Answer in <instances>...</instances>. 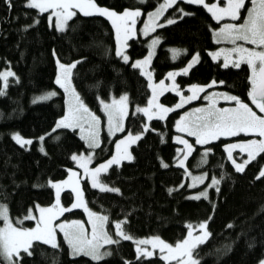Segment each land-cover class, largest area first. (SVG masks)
Instances as JSON below:
<instances>
[{"label": "trees", "instance_id": "obj_1", "mask_svg": "<svg viewBox=\"0 0 264 264\" xmlns=\"http://www.w3.org/2000/svg\"><path fill=\"white\" fill-rule=\"evenodd\" d=\"M93 1L116 11L137 8L144 15L162 0ZM248 3L245 0L242 10ZM26 5L25 0H0V73L14 74L7 78L6 88L0 80V89L4 90V95H0V202L7 207L12 221L16 223L37 203L50 204L54 191L49 181L63 178L67 169L74 167L73 155L88 149L76 128L54 126L65 110L64 92L55 83L56 63L79 61L72 70L71 82L80 100L102 115L100 100L126 93L129 110L123 131L117 135L142 132L141 138L131 145V159L111 165L100 174V180L118 192L101 191L85 177L81 179L87 206L106 214L107 229L112 232L114 222L120 220L123 230L133 237L155 235L175 243L184 237L188 225L206 221L209 238L194 253L199 264H255L263 258L264 177H257L264 164V153L256 155L238 172L223 147L229 137L196 145L188 157L189 166L206 169L209 176L217 177L219 184L209 188L207 198L194 199L188 195L194 188L187 185L183 169L174 163L177 143L172 138L173 123L183 107L169 111L163 119L152 118L147 131L144 115L136 110L147 102L150 91L147 78L132 67V60L147 53L152 37L159 39L150 62L155 79L184 66L197 54L198 60L188 72L176 75L179 86L215 81L214 87L232 93L242 102L251 101L247 64L225 67L221 58L213 59L217 44L212 28L218 22L211 13L203 5L177 0L158 19L163 27L146 35L135 28L137 36L126 42V63L116 54L115 29L106 16L76 11L61 31L50 22L49 11L41 13ZM168 19L176 22L168 24ZM173 49L179 52L175 58ZM216 53L227 55L228 61L232 59L220 50ZM47 90H54L55 95L33 103ZM161 99L172 103L177 94L166 91ZM14 133L29 137L32 143L21 146L13 139ZM115 137L116 134L109 136L104 130L100 133L97 159L112 153ZM61 198L65 204L71 202V191L64 189ZM61 216L85 218V213L81 208H73ZM33 222L26 219L21 224ZM114 240L119 243L104 245L110 255L99 261L83 254L73 255L64 241L56 248L42 241L33 242L29 249L32 254L21 250L16 259L19 264L163 263L158 255L138 256L132 239ZM0 264L5 263L0 259Z\"/></svg>", "mask_w": 264, "mask_h": 264}, {"label": "snow or ice", "instance_id": "obj_2", "mask_svg": "<svg viewBox=\"0 0 264 264\" xmlns=\"http://www.w3.org/2000/svg\"><path fill=\"white\" fill-rule=\"evenodd\" d=\"M10 2V0H9ZM190 4H199L203 5L208 12H210L214 19L220 20L224 16H228L233 20L238 19L240 10L245 7V0H227L225 7H219L217 3H213L209 6L205 3V0H186ZM252 7L248 9V15L244 19L242 24H225L218 32L215 33V36L218 40H229L233 44H236L237 41H244L246 43L256 45L260 50L256 48H246L243 45H238L231 49V52H235L238 55V59L233 61V66L239 68L241 62L247 63L251 69V76L249 77L251 82V90L248 93L249 98L252 103L259 109L261 113H264V0H251ZM177 0H165L164 4H161L155 13H149L150 24H146V28L152 27V24L159 19L166 8L171 7L176 4ZM27 7L36 8L41 13L52 9V15L56 18V27L58 30L63 31L66 25V22L70 20L76 12L74 9H79L83 12L84 15H92L93 13L106 16L113 22V26L116 28L117 32V52L118 56H123L124 61L127 63L129 58L126 55H123V47L126 46L124 41L132 35V28L129 25V21L132 24L135 23V17L140 15V12L125 10L122 14H117L114 11H110L106 8H99L93 2V0H28ZM183 12V10H180ZM183 15H190V13H183ZM119 22V23H118ZM176 21L173 19H168V24H173ZM156 27H163V24H156ZM123 28L124 37L121 39V29ZM154 31L155 29L152 28ZM146 34V33H145ZM159 39H154L152 45L158 44ZM223 51V50H221ZM173 58L179 55L178 50L173 49ZM213 59H216L220 53H214ZM152 56V52H149L148 57L143 61H137L132 64L133 68L142 67V65L147 64ZM198 56H194L189 65L183 69V72L186 74L188 70L197 62ZM225 67H228V57L225 56ZM58 63V74L56 78V83L60 87L64 88L65 91H68L70 86V77L72 70L76 67V63L71 65H64ZM142 74H144L142 72ZM179 73H168V78H173ZM14 74L11 71L0 73V80L4 81V87H7V78L13 76ZM149 80H151V74L147 73ZM215 83V81L213 82ZM152 85L150 84V87ZM164 86V81H160V87ZM176 86L173 85V88ZM203 91V88H198L193 86V96L188 97V99H195L196 92ZM0 95H4V90L0 89ZM55 93H47L41 95L33 100V103L37 101L48 100ZM73 95L77 101V106L70 108L69 112L57 122L56 127H80L81 131L84 130L81 121H86L88 123L89 136L87 137L90 147H98V117L93 115L88 108L80 101L78 95L73 91ZM206 99L208 97H205ZM225 99L235 101V108H225L217 109L215 108L214 102L211 103L210 107L207 109H196L197 113L201 115L197 116L195 120L187 119L186 117H181V120L177 122V127L179 131H187L189 135L196 137V142L198 144H205L208 142L209 138H216L218 135L226 136H236L238 133H254L257 134L262 139L252 140L242 144H231L226 146L228 151V159L232 160L235 165L236 171L242 172L244 170L245 164L250 160L255 159L256 155L264 153V117L258 116L246 103H243L238 97L225 95ZM156 99L155 89H153V98L149 101V107L140 109L138 112H143L148 119L151 120L152 114L150 113V108L153 106V102ZM127 96L123 95L119 100H113L111 104H106L101 101L104 111L107 113L108 122H109V131H122L123 130V119L127 115ZM182 102L184 98L182 97ZM176 107H181L180 104ZM155 108L159 110L158 118L163 119L164 114L172 111V109L165 108L161 105L156 104ZM147 126H145V131H147ZM141 135L138 134L133 137L131 134L126 138L128 142L134 143L136 140H139ZM13 139L21 146L26 144H31V140L22 139L19 134H14ZM41 140L43 137L40 138ZM179 139V138H178ZM180 143L184 144L189 151L191 150V145L188 144L186 140H179ZM125 141H120L117 144V148H120L121 144H124ZM239 148L241 152H247L249 160L245 161L244 164H237L233 160L232 149ZM187 155V153H185ZM206 155V153H205ZM73 160H78L74 155ZM121 159L120 156H113L112 159L108 160L106 163L99 165L94 170H89L87 163L91 160V156L87 158H79L80 166L85 169V172L88 173L91 177L92 187L100 188L101 191H116L118 189L107 188L105 185L100 183L98 177L101 173L106 172L111 165L119 163ZM127 159H131V156H127ZM164 167L168 165L164 164ZM180 166L183 167V161H180ZM76 176V173H70L69 180H66L61 183L52 184V187L56 189V203L49 208H39L41 213L40 220L38 221L37 227L34 229H19L14 227L12 223L9 222L7 215V207L0 205V218L5 222V227L0 228V257H3L7 264H17V261L14 260L15 257H19L21 249L23 252L31 255L30 248L33 242L42 241L45 244H50L53 248H56L54 230L51 227V221L56 218L58 213L64 211H69L70 209H65L60 207L59 196L62 185L73 184L77 182L72 178ZM264 177V170L261 171L260 176ZM197 180L200 178L197 177ZM51 183V182H50ZM219 180L214 179L213 185H218ZM213 185H210L213 186ZM73 191L76 192L77 203L72 205L73 208L81 207L83 204L82 193L77 187H73ZM169 191H172L171 189ZM200 196L207 197V192L200 193L199 196L193 197L194 199H199ZM85 211L88 212L87 207ZM31 212V210H30ZM90 223L92 224V238L88 239L84 233L83 227L77 222L71 230H67V225H58L64 231L65 238L72 249L73 255L83 254L85 256L91 257L95 261L103 259L105 256L110 255L108 252H101L100 249L103 245L99 242L103 240L104 244H113L119 243V240L112 239L107 232L104 231V224L108 220L107 216L97 215L96 213L89 212ZM32 218L31 215L26 217V219ZM123 221L116 224L117 236L122 237L123 239H131L126 235L122 229L121 224ZM231 227V225H229ZM199 228L202 230L200 235H193L192 231H189L188 237L185 238L182 242H177L175 246L165 243L163 240H160L158 237L154 240H144L139 241V244L153 243V246H159L160 251L164 253L167 252V255L162 258L166 261H176V264H199V262L194 258L195 249L199 245L204 244L208 238L209 233L205 230L206 224L201 223ZM142 250L138 247L137 252L140 253ZM144 255H151V253L144 251ZM264 264V260L260 262Z\"/></svg>", "mask_w": 264, "mask_h": 264}, {"label": "rangeland", "instance_id": "obj_3", "mask_svg": "<svg viewBox=\"0 0 264 264\" xmlns=\"http://www.w3.org/2000/svg\"><path fill=\"white\" fill-rule=\"evenodd\" d=\"M25 2H26V4H28V0H25ZM226 2H227V0H205V3H207L209 6H211L213 3H217L219 7H225L226 6ZM164 3H165V0H162L161 3L154 10L148 11L144 15H141V13H140V15L138 17L134 18L135 19V23L134 24H132L131 21H129V25L131 26L132 31H133V29L137 28L141 35H146V34L152 32L153 31L152 28L155 29L156 28L155 25L156 24H160V23L158 22V20H156L155 23L152 24V27L146 28V24H150L151 23L150 20H149V13H155L157 11V9L160 7V5L164 4ZM95 4L99 8H106V9H108L110 11L116 12L118 15L122 14L125 10H129V11H137V10H139L137 8H129V9H124L122 11H116V10L111 9L109 7H106L104 5H99L97 3H95ZM252 6H253L252 2H251V0H249V3L247 4L246 8L244 10H242V9L240 10L239 17L241 16V19H239V17H238V19L233 20V19H231L228 16H224L220 20L214 19L215 21L218 22V24L214 28H212V34H213V40H214V42L217 45L214 48V50L212 51V54L216 53L217 50H220V51L223 50L222 52L227 53L229 56H232V59H230V61H227L228 64H233L232 62L235 61L236 59H238L237 53L230 51L231 49H233L234 47H236L238 45H243L246 48H256L258 51L260 50L256 45H252V44L246 43L244 41H237L236 44H233L229 40H218L216 38V36H215V33L218 32L225 24H242V23H244L243 20L248 15V9L251 8ZM48 11H49L48 12V17H49L50 22L55 26V28H57L56 27V18H55V16L52 15V9H49ZM73 11H75V12L78 11L81 14H83V12H81L79 9H74ZM93 14H95V13H93ZM110 21H111V23L113 25L112 20H110ZM66 24H67V22H66ZM65 27H66V25H65ZM113 28L115 29L114 33H115L116 40H117L116 28L114 26H113ZM137 29H135L136 33L132 34V36H129L127 38V40L130 37L137 36ZM123 37H124V31H123V28H122L121 29V39L122 40H123ZM154 39H158V37H152L148 41V51H147V53L144 56L139 57V58H135V59L132 60V64L136 63L137 61H143L146 57H148L149 52L150 51L152 52V56H151L149 62L147 64L142 65V67H138L140 72L141 73L143 72L144 73L143 75L147 78L148 87H149V91L150 92H149V96H148L147 102L145 104H143V105L137 106L136 110L138 108L143 109V108L149 107V101L152 100V98H153V89H155V93H156V99L153 102V106L150 108V113L152 114L153 118H158V116L160 114L159 110L157 108H155L156 104L161 105V106H163L165 108L172 109V110L176 109V108H180V107H176V105H178V104H180L181 107H183L179 111V114L175 117L174 123H173V127H174V130H175V133L173 134L172 138H173V141L177 143V146H176V158L174 160V163L176 165L180 166V161H183V167H181V166L180 167L183 169L184 178L187 181V185L189 187H191V188H194L191 192L188 193V195L190 197H196V196H199L200 193H202V192H207V197H208L210 185H213V180L214 179L217 180V177L209 176L207 171H206V169H202V170L193 169L192 167L189 166L188 157L191 154L193 148L196 145H199V144L196 142V137L195 136L189 135L187 131H183V132L179 131L178 127H177V122L181 120V117H186L187 119L195 120V118L197 116L201 115V113H197L195 110L196 109H207V108L210 107L211 103H213V102L215 104V108H217V109L235 108L236 107L235 101L227 100V99L224 98L225 95H231V96H234V95L232 93L228 92V91H225V90L218 89V88L214 87V84L216 83V82L213 83L214 81L205 82V83H190V84H187L186 86H179L177 84V82H176V79H175L176 76L173 77V78H168V73H170V72H173V73H184L183 69H185L189 65V63L192 61L193 57L197 56V54H194L187 61V63L184 66H182L180 68H177V69H170L164 74L163 77H161L159 79H155L153 77V75H152L151 70H150V62H151V59L153 57L154 51H155L156 46H157V44L152 45V41ZM127 40L124 41L125 45H126ZM117 47H118V42L116 43V52H117ZM125 48H126V46L123 47L122 52H123V55H126L128 57V55H127V53L125 51ZM120 57L123 59V56H120ZM216 58H221L222 61L224 63H226L225 56L218 55ZM59 63L64 64V65L67 66V65H71V64L75 63V61H69V62H61V61H59ZM248 68H249V66H248ZM58 71H59L58 63H56L55 83H56V78H57ZM147 73L151 74V80H149V77H148ZM251 74H252L251 73V69L249 68V76H251ZM160 81H164V86L163 87H160ZM150 84L152 85L151 87H150ZM173 85H175L176 87L173 88ZM58 86L60 87V85H58ZM193 86L198 87V88H203V91L196 92V98L195 99H188V97L193 96ZM60 88L64 92L65 110H64L63 115L60 116L56 120L55 125H54L55 127L57 125V122L60 121L69 112L70 108H74V107L77 106V101L75 99V96L73 95V91L75 92L76 95H78V93H77V91L74 89V87L72 85L71 77H70V86L68 88V91H65V89L62 88V87H60ZM166 91H170L172 93L177 94V99L174 102H172V103H167L166 101H163L161 99V95L163 93H165ZM53 92L55 93L54 90H47V91L41 93L39 96L47 94V93H53ZM123 95L127 96L126 93H122L120 95L113 96V99L111 101H109V100H100V110L102 112V115L98 114L97 112H95V111H93L91 109H89V107H87V105H85L83 103L93 115L98 117V121L99 122H98L97 129H96L97 133H98V145L100 144V133L103 130L109 136H113V135L116 134L117 137H115L114 142H113V151H112V153L108 157H106L104 159H101V160L96 158L97 148L96 147L95 148L90 147L89 141L87 139V137L89 136L88 123L86 121H81V124L83 125L84 130L81 131V128L79 126L78 127H74V128H76L78 133L84 138V140L86 142V145L88 146L87 151L81 152V154H76L75 155L78 158V160H75L76 162L74 164V167H71V168L67 169V173H66V175L63 178H60L58 180H50L49 181V184L51 186H52V184H55V183H61L62 184V182L66 181V180H69L70 173H73V172L76 173V176L72 178L74 181L77 182L75 185H73V184L62 185L61 190H60L59 202H60V207L65 208V209H73L72 205L74 203H77L76 192L73 191V187L74 186L77 187L79 189V191L82 193V200H83L82 206L78 207V208H81L84 211L85 218H63L61 216L63 214V212H62V213H58L56 215V218L51 221V227L54 230L56 245H58L60 241H64L68 245L71 253H72V249L70 248V246H69V244H68V242H67V240L65 238V234H64L65 230H62L60 227H58V225H67L68 226L67 230L70 231L71 228L77 222H79V224L83 227L84 233L87 236V238L91 239L92 238V224L90 223V217H89L88 213L92 212V213H96L97 215L106 216L105 213L92 210L91 208H89L87 206V203H86V200H85V196H84V192H83V188H82V184H81L82 183L81 179H82V177H85L88 180V182H89V184L91 186H92V182H91L90 175L85 172V169L83 167L80 166L79 158H81V157L87 158V157L91 156V160L87 163V167H88L89 170H94L99 165L104 164L108 160L112 159L113 156H120L121 157V159L119 160V163H120L123 160H128L127 156H131L132 157L131 145L133 143L132 142H128L127 139H126L129 136V134H131L133 137H135L138 134L142 135V132H138V133L126 132V133H121L120 135H117L121 131H114V132H110L109 131L108 116H107V113L103 109L101 101H103L106 104H111L113 100H119L120 97L123 96ZM182 97L184 98V101H186V102H182ZM205 97H208V98L206 99ZM127 98H128V96H127ZM243 103L248 104V106L254 112H256V114L258 116L264 117V113H261L259 111V109H257L256 106L252 103V101H248V102L246 101V102H243ZM128 110H129V100H127V113H128ZM140 113H142L144 115V117H145V125H144V129H145V126L148 125L149 119H148V116H146L143 112H140ZM167 114L168 113L164 114V117ZM125 118H126V115H125V117L123 119V128H124V124H125ZM14 134H19V133H14ZM14 134H13V136H14ZM240 134H243V135H246V136L240 137L239 136ZM19 136L22 139H24V140H31L27 136H23V135H20V134H19ZM218 137H229V139L227 141H225L224 144H223L224 150H225L226 155H227V159H228V151L226 150V146L227 145L242 144V143H246L248 141H252V140H257L258 141V140L262 139L257 134L241 132V133H238L236 136L218 135L214 139L213 138H209L208 142L212 141V140H215ZM181 139L182 140H186L188 142V144L191 145V150L190 151L184 144L179 142V140H181ZM120 141H125V143L121 144L120 148L118 149L117 148V144ZM26 145H28V144H26ZM231 151H232L233 160H235V162L237 164H244L245 161L249 160L247 152H241V150L239 148L232 149ZM185 153H187V155H185ZM229 162L235 168V165L233 164L232 160H229ZM262 170H264V164L261 167V171ZM197 177H199L200 179L197 180L196 179ZM98 179H99L100 183L105 185L107 188H112V189L114 188L113 186L102 182L100 180V175H99ZM213 186H215V185H213ZM52 188H53V191H54V200L50 204H38V203L35 204V208H30L25 215H22L21 217L18 218L16 223L12 221V219L10 218V216H9V214L7 212L9 222L12 223V225L14 227H17L19 229H34V228H36L37 224H38V221L40 220V217H41V213L39 211V208H49V207H52L56 203V199H57L56 189L54 187H52ZM64 189H69L71 191V193H72V201L67 203V204L63 203L62 198H61V194H62V191ZM200 197H204V196H200ZM0 205H4L5 206V204L1 203V202H0ZM85 207H87L88 212L85 211ZM30 210H31V212H30ZM29 215H31V217H32L30 219L34 220L33 224L32 225H22L21 222L26 220V217H29ZM119 222H121V221L120 220H116L114 222V227H113V231L112 232H110L107 229V225H106L107 221L104 224V231L107 232L109 234V236L112 237V239L120 238V236H117V234H116V232H117L116 224L119 223ZM201 223H205L206 224V221H201V222H197L196 224L188 225L187 231H186L184 237L182 239H180L179 241H177V242H182L185 238H187L189 231H192L194 236L195 235H200L202 233V230L199 228V225ZM3 227H5V222H4V220L2 218H0V228H3ZM121 229L126 235L131 237V239L133 240L134 246H135V249H136V254L138 256L149 257V256H153V255H158L163 260L162 264H176V261H170V260L166 261L165 259L162 258L163 256L167 255V252L165 251L164 253H162L160 251V248H159L158 245L154 247L153 243L139 244L138 242L139 241H144V240H154V238H157V237L160 240H163L165 243H167L169 245H172V246H175L177 242L170 243V242L162 239L161 237L155 236V235L144 236V237H133V236L129 235L128 233H126L123 230L122 225H121ZM205 230L208 232L207 226H206ZM99 242L101 243V245H103L101 247L100 251L102 253L103 252H107L106 251L107 248L104 246L106 244L103 243V240H100ZM138 247L142 250L140 253L137 252V248ZM144 251L151 253V255H144L143 254ZM0 259L5 264H7V261H5L3 259V257H0ZM14 260L17 261L15 256H14ZM262 260H264V257L261 258L260 260H258L255 264H260V262ZM17 264H19L18 261H17Z\"/></svg>", "mask_w": 264, "mask_h": 264}, {"label": "crops", "instance_id": "obj_4", "mask_svg": "<svg viewBox=\"0 0 264 264\" xmlns=\"http://www.w3.org/2000/svg\"><path fill=\"white\" fill-rule=\"evenodd\" d=\"M113 99V96L109 99V101H111ZM74 162H76L75 160H74Z\"/></svg>", "mask_w": 264, "mask_h": 264}]
</instances>
